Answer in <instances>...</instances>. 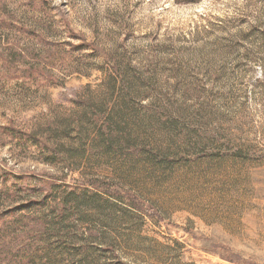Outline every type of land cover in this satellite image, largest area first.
Returning <instances> with one entry per match:
<instances>
[{
  "label": "rangeland",
  "instance_id": "obj_1",
  "mask_svg": "<svg viewBox=\"0 0 264 264\" xmlns=\"http://www.w3.org/2000/svg\"><path fill=\"white\" fill-rule=\"evenodd\" d=\"M0 216V264H264V0H0Z\"/></svg>",
  "mask_w": 264,
  "mask_h": 264
},
{
  "label": "trees",
  "instance_id": "obj_2",
  "mask_svg": "<svg viewBox=\"0 0 264 264\" xmlns=\"http://www.w3.org/2000/svg\"><path fill=\"white\" fill-rule=\"evenodd\" d=\"M82 46H85V45H82ZM29 138H31V134L28 136ZM32 140H33V138H32ZM124 197H126V198H128L130 201H131V203L133 204V206L135 207V209L138 211V212H140V213H142V212H145V213H149V214H152V213H150L151 211H148L146 208H145V205L143 204V202H142V200H140L138 197H136V196H134V195H132V194H128V193H124V195H123ZM44 203H45V201H44ZM34 203H27L25 206H21L20 207V209H13L12 211H11V213L13 214V213H16V212H18V210L20 211V210H22L23 208H29V207H31L32 205H33ZM19 208V207H18ZM53 212H60L59 214H62V215H64L65 214V212H66V206H65V208H58V206L56 205V206H54L53 207ZM4 218L2 217V216H0V222L3 220ZM3 223V222H2ZM56 227H59V229L61 230V226H59V225H55ZM5 227V224H0V231L3 229ZM55 227V228H56ZM89 232H90V230L89 231H87V234L89 235ZM41 233V232H40ZM40 233H38V234H36L35 235V238H36V242H42L43 240H45V239H43V237H41L40 238ZM48 238V237H47ZM46 238V239H47ZM23 242V240H19L18 241V245L19 244H21ZM7 252V251H6ZM31 254V255H30ZM32 255H34L35 256V253H33V252H29V251H25V247L24 248H22V249H20L18 252H17V256H18V262H17V264H26V261H25V259H26V257H28V256H32Z\"/></svg>",
  "mask_w": 264,
  "mask_h": 264
}]
</instances>
